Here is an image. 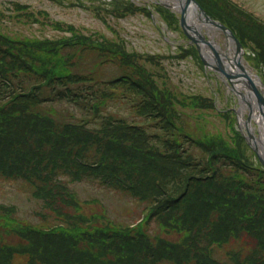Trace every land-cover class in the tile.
I'll return each mask as SVG.
<instances>
[{"label": "trees", "instance_id": "16d2710c", "mask_svg": "<svg viewBox=\"0 0 264 264\" xmlns=\"http://www.w3.org/2000/svg\"><path fill=\"white\" fill-rule=\"evenodd\" d=\"M197 1L252 43L264 67V23L230 0ZM111 2L124 15L150 13ZM157 10L180 30L173 13ZM67 28L42 39L0 32V175L31 185L46 211L35 225L0 205V264H264V167L246 157L242 134L234 128L230 142L179 126L175 97L139 53ZM67 180L138 198L151 207L147 223L171 238L86 212Z\"/></svg>", "mask_w": 264, "mask_h": 264}, {"label": "rangeland", "instance_id": "374dc122", "mask_svg": "<svg viewBox=\"0 0 264 264\" xmlns=\"http://www.w3.org/2000/svg\"><path fill=\"white\" fill-rule=\"evenodd\" d=\"M130 1L139 7H151L150 13L136 11L124 15L125 11L116 10L111 0H0V32L18 38H57L71 35L73 31L67 27L72 25L84 35L105 37L118 44L122 40L129 52L139 53L140 65L151 71L157 83L168 87L175 97L179 126H188L198 136L203 133L222 136L231 142L234 128L238 130L242 125L240 102L229 84L220 73L204 68L185 45L187 38L179 30L168 29L163 16L154 9V6L167 9L165 0ZM234 1L264 22V0ZM168 11L178 18L179 13L174 8ZM58 23L65 24V28H58ZM204 31L223 47L227 46L220 31L213 28ZM247 48L252 55L254 45L249 43ZM246 64L253 74L264 76L263 66H257L253 57L248 56ZM108 73L112 75L114 70ZM193 96H199L200 100L191 102ZM116 111L123 117L131 115L125 105H119ZM244 144L246 157L257 162L254 149L246 144L245 139ZM70 187L82 200L95 198L98 206L105 204L118 222H134L145 207L132 196L108 190L98 181L73 182ZM0 203L15 205L17 215L24 221L41 222L37 213L44 211L43 201L35 198L31 188L22 180L0 177ZM93 208L94 205L86 206L87 211ZM216 255L226 258L227 252L216 251Z\"/></svg>", "mask_w": 264, "mask_h": 264}, {"label": "water", "instance_id": "95a60500", "mask_svg": "<svg viewBox=\"0 0 264 264\" xmlns=\"http://www.w3.org/2000/svg\"><path fill=\"white\" fill-rule=\"evenodd\" d=\"M181 4V20L180 24L185 33V35L189 38L191 44H195L201 54V57L206 65L213 67L216 71L221 72L227 80L232 84L234 80L239 82L240 78H244L248 88L253 92L256 97L257 103L261 108H264V91L261 90L253 81V78L249 75L247 71V67L242 61V56L244 53L243 46L237 36L233 33V31L227 27L225 24L211 18L207 12L203 9V7L197 2V0H179ZM196 10L197 21L190 16L191 8ZM198 24H204L216 27L224 32L228 41H232L235 44V52L234 58L231 59L228 54L222 53L218 50L215 42L207 37L202 31ZM205 49L212 55L215 60L216 65H212L209 63L203 54L201 53L202 48ZM228 60L231 59V63H228L229 68L235 67L236 70L231 72L227 65L223 61V57ZM248 122L251 121V116H248ZM249 137L247 138L248 143L253 147V149L258 154L261 162L264 164V158L259 153V149L257 145L252 144L250 139L254 138L253 133L248 130Z\"/></svg>", "mask_w": 264, "mask_h": 264}, {"label": "bare ground", "instance_id": "6f19581e", "mask_svg": "<svg viewBox=\"0 0 264 264\" xmlns=\"http://www.w3.org/2000/svg\"><path fill=\"white\" fill-rule=\"evenodd\" d=\"M168 5L173 7L177 12L180 11L181 4L179 0H165ZM190 16L197 21V14L196 10L191 8L190 11ZM199 26H202L201 24H198ZM212 26H208V28H211ZM228 49H225L224 51L228 56L233 59L234 58V47L232 43H230L227 46ZM208 59H211V54L208 53L206 50L203 51ZM223 57L224 63L227 65L228 69L233 72L236 70L235 67H230L228 63H231V59L228 60L227 58ZM249 75L253 78L254 83L256 84L257 87L261 88L262 83L260 82L259 78L253 73L248 70ZM239 82H234L232 83L231 88L235 91V93L238 95L240 99V105H241V123L243 128H247L251 133H253L254 138L252 139V143L257 145L259 148V153L263 156L264 158V108H261L256 100L255 95L253 92L248 88L245 79L240 78L238 80ZM249 112V115L251 116V121L248 122L246 119L243 117L245 113ZM246 125V126H245Z\"/></svg>", "mask_w": 264, "mask_h": 264}]
</instances>
